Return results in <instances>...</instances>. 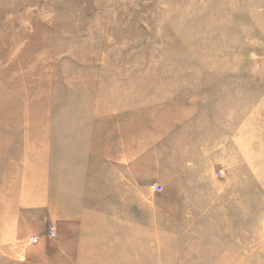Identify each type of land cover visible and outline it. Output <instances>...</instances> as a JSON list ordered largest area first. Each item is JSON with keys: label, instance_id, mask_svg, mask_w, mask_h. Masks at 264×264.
Returning <instances> with one entry per match:
<instances>
[{"label": "rangeland", "instance_id": "obj_1", "mask_svg": "<svg viewBox=\"0 0 264 264\" xmlns=\"http://www.w3.org/2000/svg\"><path fill=\"white\" fill-rule=\"evenodd\" d=\"M0 264H264V0H0Z\"/></svg>", "mask_w": 264, "mask_h": 264}, {"label": "built area", "instance_id": "obj_2", "mask_svg": "<svg viewBox=\"0 0 264 264\" xmlns=\"http://www.w3.org/2000/svg\"><path fill=\"white\" fill-rule=\"evenodd\" d=\"M55 234H56L55 228H51V229L49 230V236H51L52 238H54V237H55ZM39 241H40V240H39L38 237H34V238H32V242L35 243V244L39 243Z\"/></svg>", "mask_w": 264, "mask_h": 264}, {"label": "crops", "instance_id": "obj_3", "mask_svg": "<svg viewBox=\"0 0 264 264\" xmlns=\"http://www.w3.org/2000/svg\"><path fill=\"white\" fill-rule=\"evenodd\" d=\"M27 232H28V233L31 232V227H28V228H27Z\"/></svg>", "mask_w": 264, "mask_h": 264}]
</instances>
